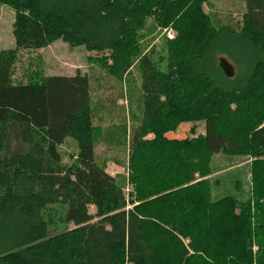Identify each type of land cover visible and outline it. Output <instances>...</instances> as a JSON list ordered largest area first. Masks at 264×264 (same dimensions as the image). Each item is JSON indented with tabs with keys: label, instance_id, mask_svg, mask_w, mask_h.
<instances>
[{
	"label": "trees",
	"instance_id": "1",
	"mask_svg": "<svg viewBox=\"0 0 264 264\" xmlns=\"http://www.w3.org/2000/svg\"><path fill=\"white\" fill-rule=\"evenodd\" d=\"M206 1L0 0L14 11V49L0 51V264H264V0H245L239 30L213 27ZM166 27L175 37L153 60L140 41ZM224 37L246 56L222 49ZM57 40L102 54L118 78L138 68L124 178L95 160L85 75L11 83L18 50ZM183 125L189 137L166 136ZM66 138L77 154L63 169ZM218 154L246 158L244 199L212 198Z\"/></svg>",
	"mask_w": 264,
	"mask_h": 264
},
{
	"label": "rangeland",
	"instance_id": "2",
	"mask_svg": "<svg viewBox=\"0 0 264 264\" xmlns=\"http://www.w3.org/2000/svg\"><path fill=\"white\" fill-rule=\"evenodd\" d=\"M202 13L208 16L211 25L215 28L229 26L239 30L245 13V0H207L202 4ZM13 21V9L1 5L0 51L14 49ZM170 28H157L152 29L151 33L147 31L144 33L140 45L145 54L153 50V60L165 55L163 48L168 40L167 33L175 37L174 31ZM220 47L236 54L241 51L240 55L246 56L239 45L230 38L224 37ZM102 57V54L87 51L84 47H70L60 40L40 50H18L12 66L11 83L26 84L36 75L40 79L44 76H73L77 71L85 75L89 84L91 121L94 129L97 130L93 149L95 160L111 176L124 178L127 174L132 132L139 126L142 117L141 77L137 67L130 69L125 77L113 76L105 65L110 64V61L104 63ZM219 59H225L229 63L231 76L226 77L230 80L234 79L236 66L225 56H218V62ZM188 130L189 126L183 125L176 133L166 136L171 139H183L189 137ZM203 133V124H198L196 134ZM58 153L62 168H71L77 154L76 141L66 138L58 146ZM211 168L214 173L211 182L214 179L219 182L217 187L212 188L213 199L224 195L238 199L247 196L250 182L246 158L218 154L211 159ZM234 182H237L239 187L233 186ZM129 189L130 187L126 185V192ZM89 213L94 214L95 207H89ZM69 229H73V226L70 225Z\"/></svg>",
	"mask_w": 264,
	"mask_h": 264
},
{
	"label": "water",
	"instance_id": "3",
	"mask_svg": "<svg viewBox=\"0 0 264 264\" xmlns=\"http://www.w3.org/2000/svg\"><path fill=\"white\" fill-rule=\"evenodd\" d=\"M219 68L222 70L225 76L230 77L231 76V66L225 59H219L218 62Z\"/></svg>",
	"mask_w": 264,
	"mask_h": 264
},
{
	"label": "built area",
	"instance_id": "4",
	"mask_svg": "<svg viewBox=\"0 0 264 264\" xmlns=\"http://www.w3.org/2000/svg\"><path fill=\"white\" fill-rule=\"evenodd\" d=\"M166 37H167L168 40H172L173 39V36L170 33H167Z\"/></svg>",
	"mask_w": 264,
	"mask_h": 264
}]
</instances>
